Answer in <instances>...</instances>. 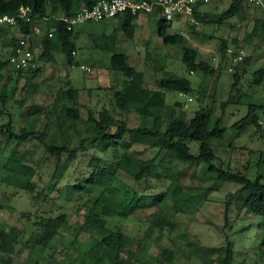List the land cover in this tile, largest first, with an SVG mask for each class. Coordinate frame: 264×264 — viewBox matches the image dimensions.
Here are the masks:
<instances>
[{
	"label": "rangeland",
	"instance_id": "rangeland-1",
	"mask_svg": "<svg viewBox=\"0 0 264 264\" xmlns=\"http://www.w3.org/2000/svg\"><path fill=\"white\" fill-rule=\"evenodd\" d=\"M225 1H220L221 8L212 10L216 13L211 17L213 22L202 26L207 31L198 42L199 47L205 50L200 59L210 61L214 66L220 64V56L211 60L207 55L209 52L217 55L221 40L228 39L229 23L235 21L236 25L240 24L239 30L234 28L233 31H239L243 39L250 34L254 19L264 16V11H260L264 5L243 0L244 14L239 6L234 21L232 17L220 27L217 14L228 10L232 2ZM215 2L209 0L203 3V10H211ZM77 6L74 0V7ZM242 16L247 17L246 22L237 20ZM159 19L155 16L146 26H133L132 36L116 19L78 25L77 54L73 60H70L69 52L62 50L56 42L55 60L39 59L40 65L43 64L42 70L31 82L24 78L16 81L8 66L0 70V97L6 94L8 98L0 115V125L12 123L18 130L28 128L35 132L24 142L0 136V231L12 232L17 237L14 252L0 249V264L23 263L29 255V250L20 249L25 235L35 227L43 229V225L51 219L57 220V234L40 256L36 255L26 264H75L76 260H83L90 250L88 264H95V260L98 264H222L229 240L233 242L235 254L247 262L260 257L264 219L247 213L243 208L240 211L247 195L228 202L229 194L236 192L240 185L224 183L208 191L218 180V175L212 173L209 166L189 167L178 162L174 156L159 152L158 148L134 141L129 134L125 141H117L116 145L104 138L96 144L89 140L95 131L89 121L90 113L108 125L112 132L123 124L129 128L153 126L156 118H162L165 127L176 119L188 122L200 108L220 115L221 104L230 99L223 123L227 133L223 139L213 142L218 156L215 164L242 173H247L253 165L249 170L252 177L259 171L264 172V134L253 126L243 131L234 126L247 116L250 105L264 106V81L260 86L253 84L254 73L264 70V42L260 44L256 41L243 46L247 64L245 66L243 62L240 66L241 71L245 66V71L241 72L244 76L235 89L232 87L235 80L232 76L234 70L230 71L231 65H223L219 76L203 84L201 71L195 74L187 71L182 59L183 51L164 44L158 33ZM172 23L171 34L184 35L193 29L191 22L175 20ZM213 27L216 29L213 30ZM44 32L42 28L40 33L43 35ZM230 33H233L232 29ZM42 43V40L38 42L39 55ZM8 50L0 51V61L8 59ZM115 51L128 56L134 72L124 74L110 69V59ZM82 65L91 71L83 69ZM165 69L187 77L196 90L194 94L182 96L168 92L164 96L159 95V80ZM68 89L76 91L73 99L64 94ZM145 89L152 93L144 94ZM117 90L132 94L129 112L117 108ZM178 102L182 103L181 106ZM70 106L79 110L76 121L63 120V112ZM60 123L65 124L62 134ZM160 137L166 136L161 134ZM82 140L86 149L79 151L73 160H68L69 154L64 152L59 167L56 157L45 149V144L50 143L67 148L78 147ZM189 146L192 152H199L197 143L191 142ZM261 152L262 160L259 161ZM13 154L22 156L26 164L34 169L30 178L33 189L8 180L6 166ZM124 158L133 164L156 158L161 174L154 172L146 180L136 181L121 165ZM259 162L261 164L257 167ZM94 168L111 170L114 174L111 184L102 193L78 189L77 186ZM53 176L60 179L54 191L46 197L44 189ZM162 194L166 195V208L162 202L141 206L143 195L155 197ZM186 195L195 196L192 201L195 207L174 214L173 199ZM103 211L110 212V219L123 224V232L130 238L126 248L115 241L109 231H82V225L92 213ZM165 214H168L172 225L164 223ZM167 250L174 255L171 262L167 260Z\"/></svg>",
	"mask_w": 264,
	"mask_h": 264
},
{
	"label": "trees",
	"instance_id": "trees-1",
	"mask_svg": "<svg viewBox=\"0 0 264 264\" xmlns=\"http://www.w3.org/2000/svg\"><path fill=\"white\" fill-rule=\"evenodd\" d=\"M76 2L78 6L75 8L74 0H0V16H17L22 7L29 8L32 20L28 23L21 21L19 23V31L21 35L34 33L38 27H40L41 29V25L44 23V26L42 25V27H44L45 29L42 37V53L38 56V61L39 59L41 60V58L46 59V61L55 60V38L59 40L62 50L69 52L70 60H73L74 57L72 52H76V28L72 31H68L65 24L61 22L59 23L56 18L62 15L74 16L83 7L91 8L95 4L96 0H76ZM200 2L201 0L199 1V3ZM198 5L196 6L194 16L199 21V23L200 21L206 22V17H202L197 11ZM239 6L243 8V0H232L230 8L224 13L218 14L217 22L219 24H222L228 19L234 17V15L239 11ZM244 11L245 9L243 8V10L240 12L242 13ZM252 11L257 10L252 9ZM260 11L263 13L264 9ZM122 17H124V21L122 22L123 28L129 31V36H132L133 33H131V29L133 27L131 23L137 16L122 15ZM245 19H247V17L242 16V20ZM171 24L172 22H167L162 18L159 19L158 33L160 37L163 39L165 45L173 46L174 48L183 51L182 59L187 68V71L190 74L201 71L203 75V84L204 82H208L214 76H219L223 65H232V67L234 68V73L232 76L235 80L232 87L233 89H235L240 84L241 79L244 76V74L241 73L240 66L243 62H247V53L243 46L250 44L254 40L260 42V44L264 42V16H259L254 19V26L252 28V31L245 38L240 40L235 37L230 41L228 39L221 40L220 47L217 53L220 56V64L218 66H214L210 61H204L200 59V53L198 49L190 44L188 42V39L184 35L180 33H169V29L172 26ZM51 31L54 32V37L56 36L55 38L49 37V32ZM11 35L13 40L12 43H14L16 40L15 37L17 36H15L13 33H11ZM230 46L235 48L234 51H237L240 48L245 50L243 60L236 63L233 61V57L228 54V49ZM42 65L38 66L35 69L17 71L13 67H11L8 56V59L6 61H0V70L8 66L10 67L11 74L15 75L16 81L24 78L27 82H31V80L36 78L38 72L42 70ZM110 69L114 72H122L124 74L134 72V68L131 66L128 56L124 53H117L116 51L111 56ZM254 76L255 78L253 84L259 86L262 85L264 81V70L261 69L260 71L255 72ZM159 85L161 90L157 93L162 96H164V94L168 92L192 95L196 91L193 87L192 82L187 77H183L176 71L169 69L164 70L159 80ZM74 93H76V91L72 89H68L66 92H64L68 99H73ZM143 93L150 95L152 92L145 89ZM7 100L8 98L6 94L0 97V101L2 102V106H0V115L4 112L3 109L7 103ZM115 101L116 106L119 110H121L122 112H129L133 97L130 93H125L122 90H117L115 92ZM230 103L231 100L228 99L226 102H223L221 104L220 108L222 113L220 115L214 113L213 110L200 108L194 113V116L188 122H185L181 119H176L163 127L164 121L162 120V118H156L154 120L153 126L144 125L140 128H129L125 124H123L120 125L114 132L110 130L108 125L98 121L95 116L90 113L89 121L92 125H94L93 130L95 131L89 137V140L92 141V143L96 144L104 138L110 144L116 145L117 141H125L126 135L129 134L131 139H133L134 141L145 142L152 148H158L159 152H165L170 156H174L178 160V162H181L182 164H185L189 167H196L201 164H205L209 166V169L212 173L218 175V180H216L213 186L208 188V191H213L219 188L220 185L224 183L240 185L236 192L229 194L228 202L230 203L237 197H243L247 195L244 201H242V198L240 199L243 202L242 208L247 213L260 216L264 219V172L262 173L259 171V174H257L255 177H252L249 175L251 173L249 172V170L253 165L247 169V173H242L240 171L232 169L231 167L225 169L222 165L215 164L218 156L213 142L214 140L223 139L225 134L227 133V129L223 126V123L225 108ZM177 104L181 106L182 103L178 102ZM258 110L259 113H257ZM64 111L65 112H63V120L71 119L76 121L79 119L78 108L70 106L66 107ZM260 117L264 120V106L252 104L249 107L247 116L242 120L236 122L234 126L238 131H243L253 126L259 129L262 134H264L263 126L258 123ZM64 128L65 124L62 125L60 123V133L64 132ZM34 133V130L28 128H24L23 131L18 130L16 126L12 125V123L0 125L1 137L9 136L13 140H17L18 142L26 141ZM161 134L165 135L166 137L161 138ZM83 142L84 140H82V142L80 143L81 145L73 148H67L66 146L50 143L45 144V149L47 153L56 157L59 167L60 163H62L61 157L64 152H68V160H73L77 156L79 151H83L86 149L83 145ZM191 142L197 143L199 145L198 153L192 152V148L189 146V143ZM262 155L263 153L261 152L259 161L262 160ZM156 161V158H153L147 161L141 160L138 163L133 164L130 161L126 160V158H124L121 160V165H123L124 168L134 176L136 181H142L146 180V177L153 174L154 172L161 174L160 168ZM260 164L261 162H259V164H256V166L258 167L260 166ZM6 167L8 172V180L16 181L21 185H25V187L29 189H33V185L30 184V178L34 174V169L26 164L25 159L22 156L16 157L13 154L9 158ZM113 176V172H111V170L109 169L94 168L92 172H90L89 175L84 179V181L77 186V188L80 190H88L92 193H102L104 188H107L113 181ZM59 179V176H53L51 178L50 182L44 189L46 197H48L52 193V191H54L55 186L59 182ZM165 197V194L155 197H148L143 195L140 199V204L142 207H146L156 202H162V204L166 208L168 205L165 203ZM194 197L195 196L193 195L181 196L177 199L173 197L174 214L194 208L195 204L192 202ZM109 214L110 212L107 211L92 213L91 216H89L86 222L82 225L81 229L82 231L87 232L94 230L99 233L109 231L111 232L114 240L119 244H122V246L126 248L130 241V238L123 232V224L115 219H110L111 217L109 216ZM225 214V219L228 223L227 211ZM164 218V223L167 222L168 225L173 224V222L170 221L168 214H165ZM56 222V219H51L43 225V229L35 227L33 231L25 235L20 249L21 251L29 250V255L21 264H26L31 258H35L36 255L40 256V254L43 253L44 250L50 245L51 241L58 231L55 226ZM16 238L17 237L13 236L12 232H7L5 230L0 231V249L2 251H6L7 253L14 252L15 248H13V245L15 244V242H17V240L15 241ZM229 242L231 243V240H229ZM140 246L141 244H139L138 247ZM225 251L226 255L221 261L222 264H236L234 263L235 251L231 247V245H227ZM260 251L261 255L259 257V260L264 258V235L260 244ZM90 252L92 251L90 250ZM90 252H86L87 256L85 255L83 260H76L75 264H88V254ZM119 253L120 249L117 252V258L119 257ZM166 253L168 254L167 260L171 262L174 256L173 253L168 250L166 251ZM95 264H98L96 260Z\"/></svg>",
	"mask_w": 264,
	"mask_h": 264
},
{
	"label": "built area",
	"instance_id": "built-area-1",
	"mask_svg": "<svg viewBox=\"0 0 264 264\" xmlns=\"http://www.w3.org/2000/svg\"><path fill=\"white\" fill-rule=\"evenodd\" d=\"M200 0H96L91 7L81 8L74 16L62 15L56 20L65 24L68 31H72L78 25L86 22H101L116 19L122 15H154L173 22L178 19H185L192 24L199 25V21L194 16L196 6ZM208 1V0H204ZM255 4L264 5L263 0H249ZM47 19V18H46ZM32 17L30 9L22 7L17 16H0V29L18 28L19 23L30 22ZM48 20V19H47ZM38 27L34 33L19 35L12 44V50L9 54V63L17 71L35 69L40 66L37 54V45L35 43L36 34L40 33ZM49 37H54V32H49ZM73 56L76 52H72ZM228 54L233 57V61L243 60L245 50L240 48L237 51L228 49ZM83 69L91 71L89 67L82 66ZM233 71V67H230ZM258 123L264 127V120L260 117ZM250 264H264V258Z\"/></svg>",
	"mask_w": 264,
	"mask_h": 264
},
{
	"label": "crops",
	"instance_id": "crops-1",
	"mask_svg": "<svg viewBox=\"0 0 264 264\" xmlns=\"http://www.w3.org/2000/svg\"><path fill=\"white\" fill-rule=\"evenodd\" d=\"M220 1H222V2H225L226 3V1L225 0H216V2H215V5L213 6V8L211 9V10H209L208 12H206V11H204L203 10V3H208L209 2V0L206 2V1H201L200 3H199V5H198V8H197V11H198V13L202 16V17H206V22H204V21H200V23H199V25H197V26H195V25H193V24H190V25H192V30L191 31H187V33H185L184 34V36L188 39V42L190 43V44H192L195 48H197L198 49V51H199V53H200V56H202V55H205V50H203L204 48H202V47H199V44H198V42H200L201 40H202V38H203V33L205 32V31H207V30H205L206 28H203L204 26H206L207 24H212V22H213V20L211 19V17H212V15L213 16H215L216 15V13H214V11H212L213 9H216V8H221V7H219V4H220ZM224 3V4H225ZM219 14V13H218ZM217 14V15H218ZM153 17H155L154 15H141V16H137L133 21H132V23H131V25H132V27L133 26H146L148 23H150V20H152L153 19ZM234 17H233V21H234ZM115 20V19H114ZM179 21H186L187 23H190V22H188L187 20H185V19H183V18H181V19H178ZM239 22H242V21H244V22H246V20H242V17H240V18H238L237 19ZM115 21H120L121 23L124 21V17H122V16H119L118 18H116V20ZM236 22L234 21V22H230L229 24V26H230V32H231V29H232V32L233 33H230L229 32V36H228V40L230 41V40H233L235 37L236 38H238V39H242V37L239 35V31L238 32H234L233 31V29L235 28L236 30H239V27H240V24H239V26L238 25H236L235 24ZM173 24V23H172ZM171 24V25H172ZM43 25V24H42ZM42 25H41V29L43 28L44 29V27H42ZM221 25L222 24H220L219 26L221 27ZM44 26V25H43ZM201 26V27H200ZM203 26V27H202ZM208 26V25H207ZM211 26V25H210ZM234 26V27H233ZM172 27V26H171ZM40 28V27H39ZM214 29H216V28H214L213 27V30ZM20 29H18V28H2V29H0V51L2 50V49H9L8 51H9V54H10V52H11V47H12V35H11V33H13L15 36H19V35H21L20 34V31H19ZM252 31V30H251ZM214 33H216V31L214 32ZM244 33V32H243ZM214 36L215 35H213L212 37H213V41H214ZM238 36H240V37H238ZM42 37H43V35L41 34V33H38V34H36V39H35V43H36V45H37V54H38V50H39V48H40V46H39V44H38V42H40L41 40H42ZM16 38V37H15ZM8 42V43H7ZM56 42H58V44L60 45V42H59V40L56 38V40H54V44H55V49H56V46H57V44H56ZM196 42V43H195ZM253 42H256L255 40L253 41ZM253 42H251L252 44H254ZM61 46V45H60ZM2 48V49H1ZM229 49H232V50H235V48L234 47H229ZM4 51H6V50H4ZM39 55V54H38ZM218 56V54L216 55V53L215 52H209L208 53V55H207V57H209L211 60H215L216 59V57ZM203 57V56H202ZM246 64H247V62L245 63V66H246ZM214 65V64H213ZM83 66V65H82ZM85 66V65H84ZM245 66L243 67L242 66V71L244 72L245 71ZM230 67H232V65L230 66ZM234 69V68H233ZM241 71V72H242ZM233 72V71H232ZM191 74H195V73H191ZM201 79H202V77H201ZM182 94V96H189L190 94H184V93H181ZM191 100V98H189V101ZM241 209H242V207L240 208V211H241ZM230 245H231V247L234 249V247H233V242H232V240H231V243H230ZM240 245H241V242H240V244L238 245L239 247H240ZM247 251H249V249H247ZM249 254V252L247 253V255ZM259 260V258L257 259H252L251 261H249V262H247L245 259H242V257L241 256H239V255H237V254H235V256H234V263H236V264H241V263H243V264H250L251 262H254V261H258Z\"/></svg>",
	"mask_w": 264,
	"mask_h": 264
}]
</instances>
